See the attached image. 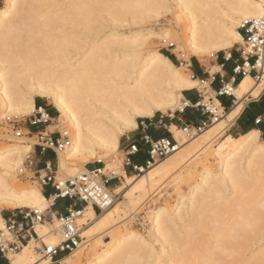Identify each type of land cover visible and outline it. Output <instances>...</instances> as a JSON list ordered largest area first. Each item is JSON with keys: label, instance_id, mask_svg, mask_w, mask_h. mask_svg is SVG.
I'll return each mask as SVG.
<instances>
[{"label": "bare ground", "instance_id": "bare-ground-1", "mask_svg": "<svg viewBox=\"0 0 264 264\" xmlns=\"http://www.w3.org/2000/svg\"><path fill=\"white\" fill-rule=\"evenodd\" d=\"M168 2L5 0L0 8V116L4 119L9 115L31 114L36 110V96L47 99L59 113L58 121L63 125L61 133L71 137V144L58 152V169L66 175H77V168L72 166L74 160L87 164L103 161L118 152L122 137L138 128V118H152L157 112L174 110L184 90L197 88L177 78L176 71L180 67L168 57L144 49L149 37L136 39L142 33L126 35L118 31L119 27L135 26L157 18ZM173 2L175 24L163 34L152 30L149 34L164 42L173 39L182 43L199 58L230 50L241 43L240 19L258 18L264 13V0ZM263 92L264 79L256 84L250 76L243 78L233 88L236 105L227 115L220 114L218 123L192 139H185L184 130L173 126L179 136L175 154L149 171L143 169L145 175L139 177L136 184L133 183L136 178H129L123 171V176L134 184L122 196L128 200L127 208L133 211L140 203L139 196L146 197L160 182L172 177L196 156L204 154L207 163L211 160L218 163L217 170L211 163L203 165L201 182L194 185L189 196L180 195L174 208L150 211L151 240L128 231L114 238L111 246L109 243L108 248L95 253L89 264H146L152 257L156 264H190L194 236L206 230L205 218L214 204L218 205L216 212L220 216L230 214L229 210L234 207L244 206L247 211L255 212L254 208L261 204L253 189L261 180L260 176H264V141L260 142V132L253 131L238 138L227 136L218 146H213L212 141L237 119L249 97L258 99ZM215 102L220 106L217 99ZM146 111L152 114L145 115ZM130 121L135 128L129 127ZM32 150V145L25 143L0 149V231L5 230L3 209L50 204L40 188L13 185L16 171L22 169L24 156ZM83 170L89 172L85 167ZM107 171L108 167L103 168L101 174ZM126 188L116 186L114 193L120 195ZM228 190L233 191L232 200L227 197ZM121 204L117 200L100 216L91 205L79 213L76 211L77 224L82 226L80 237L85 239L110 230L124 212ZM249 215L242 217L249 219ZM249 226L250 221L245 220L232 227L245 231ZM54 227L58 232L59 225ZM179 228L184 232L182 236ZM212 231L218 242L224 240L221 228ZM36 233L42 240L40 249L44 245L58 246L61 242L60 234L53 233L45 224L39 225ZM36 242L32 240L19 253L12 254L10 264H49L43 256H36L39 249ZM86 243L79 242L78 248L61 263L79 264ZM263 257L258 258L260 261L255 258L259 261L256 264H264ZM205 259L208 261L207 257ZM248 262L241 261L242 264Z\"/></svg>", "mask_w": 264, "mask_h": 264}, {"label": "rangeland", "instance_id": "rangeland-1", "mask_svg": "<svg viewBox=\"0 0 264 264\" xmlns=\"http://www.w3.org/2000/svg\"><path fill=\"white\" fill-rule=\"evenodd\" d=\"M4 4H5V0H0V8H2ZM174 4L175 3L173 2V0L172 1L169 0L167 6L166 7L164 6V8L161 9L162 11L160 12V15L157 18L152 19L143 24H139L135 26L131 25L130 26L131 28L129 26H128L129 28L125 27L126 26L125 25L123 28L119 27L118 31L120 30V33L125 32L124 34L126 35L142 33L141 35L137 36L136 39H140V38L147 39L149 37L150 39L148 40V46L144 47V49H148L149 51L158 52L165 55L176 66L180 68L182 67L179 61L181 52L186 54L187 60L188 61L191 60V64L192 63L194 64L195 62V64H197V66L199 67H206L207 61L209 59L214 61L212 66L217 67L215 61L221 54L229 55L232 54L233 52L238 54L237 50L241 47L242 43L235 44L230 50L215 52L214 55L208 54L204 58H199V56H195L190 50H188V48L186 49L185 46H182V43H178L173 39H170L168 42H164L158 38H153V36L149 34L151 30L157 34H163V32L166 29L168 30L170 28L171 24H175V15H174L175 13H173L175 11L173 9L176 8V6ZM242 20L244 19H240V22H242ZM169 44H173L174 47H169ZM202 60L204 61V64H201ZM191 92L198 98V100H202V101L205 100V102L207 103L209 98H211L214 100V104H216L214 92L210 90V88L207 90V94H204V90L200 87L191 90ZM37 98H41V97L36 96L35 100ZM45 100L50 104L47 113H49L53 118V122L51 123V127L48 129V132L53 133L54 136L57 137L59 136V133H61V128L63 125L61 124L62 122L59 123L58 121V116H59L58 111L53 107V105L47 99ZM252 101H256V99L249 97V99L246 102L251 103ZM181 108H184L183 98L180 100V102H178V105L175 107L174 110L168 111L166 113L157 112L155 116L159 120H162L164 123L168 118H172L169 120H172L175 123L174 125L178 129L183 131V127H184L183 123L176 118V113H180ZM191 110H193L194 113H198V110L202 112V107L193 108ZM35 111L31 114L21 115L19 117L14 115H9V117L3 119L0 116V149L7 145L16 144V143L17 144L25 143L32 145L33 150L32 152L24 156L23 165L21 166V168L23 169L26 168L28 163L27 159L30 157L34 162L33 169L35 171H38L39 169L37 166L38 163L36 161V153H35L36 149H38L37 146L38 140L36 138V133L38 130H44L45 128L30 127L29 119L32 115L35 114ZM219 112L222 115H227L229 113L228 111L224 112L221 109L219 110ZM8 118L11 120L9 121ZM140 119L141 118H138L137 122ZM15 122H18L17 125H20V127L23 129V137H22L23 141L19 140L20 138L17 137L14 133L13 123ZM230 125L231 124L227 125L225 129L222 130L223 132H221L220 135L214 138V140L212 141L213 146H218L226 139V137L229 135L228 129L230 128ZM170 126L171 124L167 123V128H163V130H168V132L172 134L175 140L178 142L179 136H177L173 127L171 128L172 133L169 131ZM201 134L202 133L193 134L192 136H187L185 133H183V137L185 139H192L194 137H198ZM138 136H140V131L138 128L135 131L128 132L121 139L119 151L105 158L103 161L94 160L86 164L83 161L74 160L72 166L74 168H77L75 170L76 173L78 172L77 175L74 174L66 175L65 173L60 172L58 169L59 157L56 156V166L54 171H57V175H56L57 182H60L61 180L67 181L71 178L79 176L85 173V171L83 170L84 167L87 168L89 164L96 163L100 165V169L108 167V171L104 173V179L114 178L118 180L120 178L121 181H119V184L117 186L127 187L123 192L120 193V195L117 196L119 203H122L121 207L123 208L124 212H122L120 217L117 218L112 228L104 232L102 231V232L94 233L85 239L81 238L82 239L81 243L85 241L87 243L84 251H82V260L81 262H79V264H89L90 260L93 259L95 253L101 252L103 249L108 248L107 244L110 243L109 246H111L113 243L111 241L114 238L120 237L121 235L126 234L128 231H135L145 236L147 239L151 240L152 239L150 237L151 223L149 220L150 211L152 209H159L162 207L174 208L177 205V201L180 195L189 196L190 191L194 187V185H196L198 182H201L202 180V175H203L202 171L204 170L203 165L205 167L208 166V163L209 165L212 164L215 170H217L216 169L218 167L217 162L211 160L210 162L207 163L204 154L196 156L187 165H185L182 169L176 172V174H174L172 177L166 178L162 182H160L156 187H154V189L151 190L152 192L150 191V193H148L146 197H144L143 194L139 196L137 201H140V203L138 204L137 207L133 209V211H130L126 205V202L128 200L123 198L122 196L125 195V193H127L129 190H131L134 184H131V182H129V180L123 176V171H125V167L130 166L131 164L130 156L127 153L128 145L136 141L138 139ZM263 141H264V136L261 135L260 142ZM161 161H159L158 163H160ZM205 163L207 164L205 165ZM151 169L152 168L146 170L149 171ZM20 171L21 170L16 171V178L13 181V185L15 187H27V188L37 187L41 189L38 183V175L31 178L33 174L28 173L26 175H23ZM45 174H46L45 172L41 173L42 176H44ZM71 175L72 177L70 178ZM143 175L145 174L138 172L133 173L131 177L134 179L136 178L134 180L135 182L133 183L135 184L138 183V181L141 179L139 177H142ZM260 177L261 180L259 181L257 186H255L253 189V191L258 195L257 198L260 201L259 203L261 204L260 206L254 208L255 212H251V210L247 211V209L244 206L242 208L234 207L231 211L229 210L230 214L226 213V215L222 214L220 216L216 212V209H218V205L215 206L214 204V206L212 205L213 206L212 208L208 209V214H207L208 217L205 218L206 219L205 223H207L206 230L194 236V243L190 252V255L192 257L190 264H242L244 262L247 263L248 261L251 262L255 258L260 259L261 257L264 256V176H260ZM111 191L114 193V188L111 189ZM114 194L116 195V193ZM227 197H229L232 200V197H234L233 191H229ZM49 205L50 204L46 202L42 207L28 208V209H39L41 211H44L47 207H49ZM20 209L21 208L3 209L1 215L3 217V215L8 212L17 213ZM250 212L251 214L249 215ZM97 215L100 216L101 214L98 212ZM243 215H249V219H244L242 217ZM245 220L246 221L249 220L251 223V226L247 227L245 231H236L232 227L236 223H240L242 221L244 222ZM57 221H55V225L60 226V224H58ZM46 223L52 229L53 233L59 234V232L55 230V227L51 226L52 220L50 221L48 220ZM79 226L81 229L82 226L80 224ZM214 228L215 229L221 228L223 230L224 240H222L221 242H218L215 239L213 235L214 231H212V229ZM178 233H180L182 236L184 232L182 229L179 228ZM6 236L10 237L9 234H6ZM34 236H35L34 237L35 240L38 241L35 243V245L40 249L42 240L37 235L34 234ZM39 249H37L39 255L37 254L36 256L40 258L42 257V255ZM156 249L158 250L159 247L157 246ZM92 250H94V252ZM68 255L69 254H64V257H67ZM205 257L208 258V261L205 259ZM256 259L254 260L255 264L259 263L260 261L258 259L259 261L256 262ZM262 259H264V257ZM249 262L248 264H254L253 261L252 263ZM262 263H264V261ZM146 264H156L155 259L152 257L151 259L147 260Z\"/></svg>", "mask_w": 264, "mask_h": 264}, {"label": "built area", "instance_id": "built-area-1", "mask_svg": "<svg viewBox=\"0 0 264 264\" xmlns=\"http://www.w3.org/2000/svg\"><path fill=\"white\" fill-rule=\"evenodd\" d=\"M239 35L242 38V45L237 50L239 54L240 62L234 69V77L228 82L221 80L222 86L216 92L215 98L229 97L232 98V104L236 105V97L233 94V88H235L241 79L250 76L256 84H259L264 79V13L258 18L244 19L242 20L239 28ZM169 47H174L173 44H169ZM186 61L188 65H191V60H187L185 53L180 54L181 60ZM190 63V64H189ZM196 81L207 83L208 87L203 88L204 94H207V90L210 87L212 81H215V76L209 78H196ZM202 97V96H201ZM188 103L184 104L187 107ZM196 108L202 107V112L207 115V120L202 124L184 125L183 130L187 136L193 134L203 133L209 127L218 123L221 119L219 110H223L221 104L216 106L214 100L209 98L206 103L205 100H200L196 105ZM44 117H47L45 119ZM9 121L11 119H8ZM260 118L256 120L259 124ZM53 118L47 111L42 108H37L35 114L29 119V125L31 128H45L44 130H38L36 138L38 140V148L45 151H53L56 156L58 152L63 151L71 144L70 134L59 133V136H54L53 133H49L48 129L51 127ZM14 133L17 137H23V129L18 122L13 123ZM136 145V144H134ZM179 144L172 137H163L157 140H151L146 166L144 168H137L135 170L138 173H142L143 169H149L161 160H165L178 151ZM139 148L136 151L128 150L127 153L131 157L137 154ZM27 166L25 169H21V173L26 175L28 173L33 174L32 177L38 175V183L41 188L46 186H52L56 193L49 197L50 205L47 210L41 211L39 209H20L15 215H12L5 220V230L0 231V254L6 259L12 254L19 252L30 241L35 240L36 228L47 222V214L50 209L55 205L58 200L69 199L77 201L82 210L91 205L96 213L102 214L104 211L112 208L116 201L117 196L111 191V185L114 178L104 179V175L101 174V169L89 171L79 176L71 178L61 184L57 182V171L55 167L50 163L45 165L43 170L35 171L33 169L34 162L32 158L27 159ZM42 172L46 174L41 175ZM117 177V176H116ZM76 211L72 208L67 209V214L55 215L59 220L58 232L60 234L61 242L58 246L44 245L40 249L41 255L49 264H57L58 256L60 254H71L78 248L80 237V227L77 224L75 217ZM78 213L81 211H77ZM53 214H51V220L53 222ZM6 232L10 237L6 236ZM38 236V235H37Z\"/></svg>", "mask_w": 264, "mask_h": 264}, {"label": "crops", "instance_id": "crops-1", "mask_svg": "<svg viewBox=\"0 0 264 264\" xmlns=\"http://www.w3.org/2000/svg\"><path fill=\"white\" fill-rule=\"evenodd\" d=\"M222 52V51H220ZM218 60V61H217ZM217 60L215 61L217 67L220 68V72L212 74L210 72L201 73L197 76V78H209V76L213 77L215 76V81H212L210 84V90L214 92V96L216 92L221 88L222 83L221 80L224 82H228L234 77V69L239 64V54L232 53V54H221ZM193 65V63L191 64ZM197 66V64H195ZM228 69L229 71H226L225 69ZM242 80V79H241ZM196 81V80H194ZM241 82V81H240ZM239 82V83H240ZM183 99L184 104L188 103L187 107H184L181 109L180 113H176V118L180 120L183 125H195L198 126L205 122L207 120V115L202 113L200 110H198V113H194L193 108H196L195 105L200 101L198 98L191 92V90H184ZM217 99L222 108L225 111L230 112L235 105L232 104V98L229 97H221V98H215ZM36 108H42L45 111H48L50 104L44 99V98H37L36 99ZM200 111V112H199ZM264 113V93L256 99V101H252L251 103L245 102V106L241 114L237 117V119L231 123L230 128L228 129V136H232L235 138H238L243 135H247L253 131H259L260 135L264 136V127L260 126V124L256 123V120L258 118H261V114ZM172 118H168L165 123L162 120H159L156 118V116L152 118H141L138 123V129L140 131V136H138V139L132 144L139 145V152L133 156L130 157L131 164L130 166L125 167V173L128 177H131L133 173H137L135 170V167L137 168H144L146 166L147 160L149 158L148 151L149 147L145 146L143 142L141 141V134L144 133L148 128H153L159 131L161 129V126L163 128H167V123L171 124L170 126V132L171 128L175 126L174 122L172 120H169ZM173 135L168 132V130H163V134L159 135L157 139L163 138V137H172ZM155 139V140H157ZM36 161L37 166L39 170H43L45 168V165L47 163H50L54 167L56 166V155L52 151H41L39 148L36 149ZM100 165L96 163H91L87 166L88 171H94L96 169H99ZM121 179L118 180L114 179L111 185V189L115 188ZM42 191V194L44 197L48 200L50 196H53L56 191L52 186H46L40 189ZM49 201V200H48ZM72 208L75 211H81L82 208L79 205L77 201H72L69 199L64 200H58L55 205L50 209V211L47 214V221L51 220V214L54 215V220L51 223V226L54 227L55 221H57L55 215H66L67 209ZM14 212H8L3 215L4 220L8 219L12 215H15ZM46 226L47 223H45ZM64 254H60L58 256V263L62 264V260L65 258ZM63 258V259H62ZM0 264H10V259H6L2 254H0Z\"/></svg>", "mask_w": 264, "mask_h": 264}, {"label": "snow or ice", "instance_id": "snow-or-ice-1", "mask_svg": "<svg viewBox=\"0 0 264 264\" xmlns=\"http://www.w3.org/2000/svg\"><path fill=\"white\" fill-rule=\"evenodd\" d=\"M236 39H239V37H236ZM181 63L183 64V67H181L179 70L176 71V76L180 81L184 82L187 86L192 88L200 87L203 89L208 87L207 83H203V82H198L196 84L192 83V81L196 80L197 76L200 75L201 73H206L209 71L211 73L220 72L219 67L212 66L214 61H212L211 59L207 61L206 67L195 66V62L193 65H188L186 61H184L183 59L181 60ZM201 64H204L203 60L201 61ZM225 70L229 71L227 68ZM50 98H51V94H50ZM144 114L151 115L152 113L151 111H146ZM44 118L47 119V117ZM259 124L260 126L264 127V113L261 114ZM129 127L135 128L136 125L130 121ZM161 134H163V126H161V129L159 131L153 128H148L144 133L141 134V141L145 146L150 147L151 140L157 139L158 136ZM138 147L139 145L129 144L128 150L136 151Z\"/></svg>", "mask_w": 264, "mask_h": 264}, {"label": "trees", "instance_id": "trees-1", "mask_svg": "<svg viewBox=\"0 0 264 264\" xmlns=\"http://www.w3.org/2000/svg\"><path fill=\"white\" fill-rule=\"evenodd\" d=\"M52 115H53V113H52ZM139 152V151H138Z\"/></svg>", "mask_w": 264, "mask_h": 264}]
</instances>
